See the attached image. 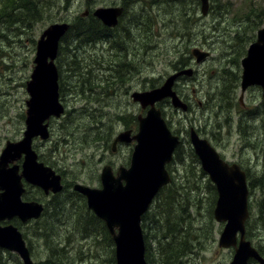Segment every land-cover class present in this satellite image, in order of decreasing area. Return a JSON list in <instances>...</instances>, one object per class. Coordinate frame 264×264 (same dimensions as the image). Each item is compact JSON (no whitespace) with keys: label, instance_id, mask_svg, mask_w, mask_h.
<instances>
[{"label":"rangeland","instance_id":"1","mask_svg":"<svg viewBox=\"0 0 264 264\" xmlns=\"http://www.w3.org/2000/svg\"><path fill=\"white\" fill-rule=\"evenodd\" d=\"M40 5L30 19L9 24L0 17V151L6 140L22 136L25 124L20 114H25L29 96L26 81L34 65L36 41L47 26L70 23L88 6H123L125 14L119 27L130 38L124 45L128 53L132 52L125 57L126 65L120 72L122 81L114 79L116 82L110 85L104 83L108 72L102 66L104 55L108 56L102 39L92 44L73 40L68 45L71 55L67 60L76 58L80 68L68 69L65 61L57 66L59 88L71 87L69 91L59 90L60 102L72 112L61 120L50 118L49 139L41 145V140L35 139L33 147L45 163L60 170L65 187L55 196H44V215L20 228L35 264L49 256L50 244L64 248L61 264H115L105 261L104 243L95 240L92 232L83 233L84 220L76 221L90 217L84 198L70 185L80 182L99 187L100 170L106 161L113 160L115 168L129 164L133 145H119L115 154L110 153V145L115 134L133 127V119L144 111L130 94L161 85L179 66L194 69L192 77L178 80L176 85L191 108L182 112L165 102L160 104L169 127L183 137L177 150L181 159L173 158L167 165L172 180L180 185H172L170 192L176 205L163 218H176L171 224L170 245L181 246V255L187 258L183 264H229L234 250L217 244L223 222L207 214L213 192L210 195L209 178L190 154L191 145L184 131L191 126L197 129L224 159L240 164L248 174L264 173V99L260 87L248 88L242 105L238 101L240 60L254 41L257 29L264 25V0H209L204 15L199 0H41ZM250 9L259 16L251 22L244 16ZM193 47L207 51L209 56L196 62L190 52ZM81 72L88 81H80ZM256 112L260 115L254 117ZM248 190L245 238L264 258V200L260 199L257 205L254 192L259 196L261 191L249 184ZM168 193L162 191L155 199ZM151 210H157V203ZM147 218L156 217L150 212ZM152 230L160 235L157 227ZM183 238L187 245L182 244ZM151 245L153 248V240ZM151 245L147 242L151 251L147 262L157 264L161 254L157 256ZM196 245L203 247L201 257L196 254ZM192 248L193 253L188 252ZM0 256L2 264H22L18 255L7 249L0 250ZM249 264L257 262L250 260Z\"/></svg>","mask_w":264,"mask_h":264},{"label":"water","instance_id":"2","mask_svg":"<svg viewBox=\"0 0 264 264\" xmlns=\"http://www.w3.org/2000/svg\"><path fill=\"white\" fill-rule=\"evenodd\" d=\"M200 11L205 14L208 0H200ZM122 7H97L92 14L106 26H114ZM85 10L81 15H86ZM67 22L52 23L39 35L30 79L26 82L29 98L25 101V129L22 138L7 140L0 152V220L17 216L22 221L37 219L42 205L36 201H22V181L41 187L45 193H57L62 189L61 176L51 167L37 160L32 148V139L49 135L47 120L59 117L64 108L58 100V73L54 64L58 44L68 29ZM196 61L204 59L208 52L192 50ZM241 92L250 85L261 88L264 98V26L257 30L256 39L249 44L241 59ZM190 76L191 68L169 75L164 82L146 91H134L132 100L145 109L138 115L137 132H121L114 143L134 141L130 164L120 167L114 174L110 166L100 173V188L75 183L73 190L84 195L86 204L93 214L104 222L114 245L115 264H147L141 228V216L148 208L159 188L170 181L165 164L172 159L178 145V137L167 128L165 120L155 103L163 97L171 99L176 108L186 110L184 104L172 90L176 77ZM189 141L201 168L214 184L217 198L213 208L216 221L224 222L218 237V246L234 247L229 264H248V260L264 264V258L245 239V222L248 218V188L246 173L236 162L224 160L208 140L191 128ZM23 156L21 172L16 164ZM0 247L18 255L22 264H34L30 251L20 231L13 225L0 226ZM1 264V263H0Z\"/></svg>","mask_w":264,"mask_h":264},{"label":"trees","instance_id":"3","mask_svg":"<svg viewBox=\"0 0 264 264\" xmlns=\"http://www.w3.org/2000/svg\"><path fill=\"white\" fill-rule=\"evenodd\" d=\"M0 4H1L0 17L6 20L7 23L12 24V23H15V20L20 21L25 18L27 19L32 18L33 14L37 12L39 6L41 7L40 5L41 0H0ZM257 15L258 14L256 13V11L252 9H250L247 12H244V16L249 22L255 21L256 18H259V16ZM119 22H121V19L119 20ZM104 32L105 31H104L103 26L101 25V22L95 17L91 15H88L86 17L78 15L72 22H70L68 30L65 32V34L60 39L58 52H57V59H56L57 66L58 64L63 65V61H65L68 65V69H72L71 67L73 68L76 67L77 69H79L80 67L76 66V58H71L69 59L70 61L67 60V58H69V56L71 55V53L69 55L70 49L68 45L73 44V40L75 39H80V40L89 42L90 44L94 42L98 43L99 40L101 39L102 41L104 40V36H103ZM124 65H126L125 62H124ZM79 74H80V81L82 82L88 81L85 73L81 72ZM223 81H226V78H224ZM106 85H110L109 82ZM69 89H71V87L60 86L59 88V90H63V91H69ZM81 91L83 90L81 89ZM259 115L260 113L256 112L254 114V117L259 116ZM20 117L23 118L24 114H20ZM71 119L73 120L74 117H72ZM177 150L175 151L176 154L174 158L181 159L180 150L178 152ZM190 154L193 160L197 162L198 161L197 157L194 155L191 147H190ZM201 173L203 174V172ZM246 175H247L249 187L254 188L257 191L258 190L261 191L259 196L257 195V192H254L256 196L255 202L257 205H260V199L264 200V173L260 174L259 176H252L248 174V172L246 171ZM175 183L176 182L172 180V182L169 185L163 187L160 192L168 191L169 193L163 195L162 197L156 198L154 203H157V210L151 211V216L156 217V218H147V215L144 218H142V229H143L144 241H145L146 246H147V242L149 245H151V241L153 240L154 245H153V248L151 245V249L157 250V253H156L157 256L161 254L160 258L157 260V264H183L187 260V258H184L181 255V252H180L181 246L179 245L171 246L170 245V241H172L171 238L173 237V232L171 230V224H172V221L175 223L176 218H172V217L163 218L167 215H170L169 209L171 207L175 208L174 205H176V202L174 203V197L173 195L170 194V192L173 191L172 185L175 187ZM176 184H177L176 188L180 187L178 183ZM207 185L209 189L211 190L210 195L213 192V199H211V202L208 205V209H207V214L210 217H212L211 212L213 209L214 200L216 198V190H215L214 185H212L209 182V179L207 180ZM175 196L177 199H179L176 194ZM182 196H183V191H182L181 197ZM90 216L92 218H77L76 221L79 222L81 220H84L83 225H82L83 233L85 234V232L87 233L92 232L95 237V240L101 243H104L102 250L106 249L105 261L114 262L113 242L111 240L109 233L107 232L101 220H99L98 218H95L92 214H90ZM83 226L87 228L88 231L85 230ZM153 227H157L159 229L160 231L159 236L155 235L156 233L153 230L152 232H150V229H153ZM46 236L47 234H45V237ZM182 244L187 245L186 238L182 239ZM48 248L50 249L49 256L44 261H41L40 264H61L60 260H61L62 254L64 253V248L55 247L54 245H51V244L48 245ZM194 248L190 249L188 252L192 253ZM148 254H151V251L148 250L146 247L145 255H146V260L149 262L151 257L149 258Z\"/></svg>","mask_w":264,"mask_h":264},{"label":"flooded vegetation","instance_id":"4","mask_svg":"<svg viewBox=\"0 0 264 264\" xmlns=\"http://www.w3.org/2000/svg\"><path fill=\"white\" fill-rule=\"evenodd\" d=\"M122 8H123V12H122V14L120 15V17L118 18V23L115 25V26H113V27H107V26H105V25H103L102 23H101V25L103 26V28H104V42H106V48L105 49H107V56L108 57H106L105 55H104V62H105V64H103V66H102V69H107L106 71L108 72L107 74H104V77H105V79H104V83L105 84H107L108 82H109V84H114V79H116V80H118L119 82H121L122 80H121V78H120V76H122L121 74H120V72H121V69H122V67H123V65H124V62L126 63V61L127 60H125V57H127V55H130V53L132 52H127V48H126V46L124 45V42L126 41V39H130V38H128V36L126 35V33H125V31L124 30H122L120 27H119V20H120V18L122 17V16H124V14H125V8L123 7V6H121ZM93 9L94 8H92L91 6H88L85 10L87 11V14L85 15V17L86 16H88V15H91L92 16V12H93ZM84 10V11H85ZM83 11V12H84ZM120 33V34H119ZM121 39H120V38ZM108 42V43H107ZM193 48H197V49H200V48H198V47H193ZM192 48V49H193ZM192 49H191V51H192ZM190 51V52H191ZM191 55H192V53H191ZM193 56V55H192ZM194 57V56H193ZM195 58V57H194ZM207 58V57H206ZM191 60V59H190ZM115 64V66H113ZM191 67V66H190ZM183 68H185V66H179L178 68H174V69H172V71H171V73L169 74V75H171L172 73H175V72H178V71H180V70H182ZM192 68V67H191ZM114 74H118V75H114ZM193 74H194V69H192V75L191 76H188V75H185V74H181V75H179L178 77H176V79H175V81H174V83H173V85H172V89L175 91V93L178 95V97L181 99V101L184 103V104H186V111H188L190 108H191V106H190V104L187 102V101H185L182 97H181V95L177 92V90H176V85H177V82H178V80H186L185 78H190V77H192L193 76ZM250 87H252V86H249L248 88H250ZM247 88V89H248ZM246 89V90H247ZM246 92V91H245ZM244 92V93H245ZM244 95V94H243ZM60 97V96H59ZM262 98V97H261ZM242 99H243V96L242 97H239L238 96V101H239V103L242 105V103H241V101H242ZM59 100H60V98H59ZM162 102H165L166 104H169V105H171V102H170V99L169 98H167V97H163L162 99H160V100H158L156 103H155V106L157 107V108H159L160 109V111H161V115H162V117H163V110L161 109V107H160V104L162 103ZM63 106V105H62ZM63 108H64V111L61 113V115L59 116V117H57L58 118V120H61V119H63L64 117H66V116H68L71 112H72V110L69 108V107H65V106H63ZM173 108V107H172ZM143 109V108H142ZM175 109V108H174ZM144 111H143V113L142 114H144L145 113V111H146V108L145 109H143ZM185 111V112H186ZM139 115H141V113L139 114ZM53 116H50L47 120H45L44 122H47V124H48V126H47V129H48V132H49V135H48V137L46 138V139H42L41 137H40V145L44 142V141H46V140H48L49 139V137H50V134H51V128H50V126H49V120H50V118H52ZM163 119L165 120V118L163 117ZM135 120H136V122H135ZM132 123H134V126L133 127H131V128H126V129H124V130H120L119 132H117L116 134H115V136L113 137V140H112V142H111V145H110V153L111 154H115V152L118 150V146L119 145H123V144H129V143H124V142H120V141H117V142H115L114 143V140L116 139V137L121 133V132H125V131H129L130 133H129V136H131V135H134L136 132H137V127H138V123H137V117L136 118H134L133 119V121H132ZM165 123H166V125H167V128L170 130V132L173 134V135H176L177 137H178V145L176 146V148H175V151L178 149V148H180V146L182 145V142H183V137H182V135H180V134H178L177 132H178V130H172L170 127H169V124L166 122V120H165ZM191 128H193L197 133H198V135L199 136H201L200 135V133L198 132V130L197 129H195L194 127H189V130H185L184 132H185V134L187 135V140H189V131H190V129ZM201 137H203V136H201ZM35 139H39V138H34L33 139V142H34V140ZM210 142V141H209ZM132 145L134 144V142L133 141H131L130 142ZM180 143V144H179ZM211 143V142H210ZM212 145V144H211ZM213 146V145H212ZM108 147V146H107ZM214 147V146H213ZM215 148V147H214ZM216 149V148H215ZM222 156V155H221ZM37 160L38 161H40L41 163H43L44 165H46V166H49V167H51L56 173H58V174H60L61 175V178L63 179V175H62V173L60 172V170L59 169H57V168H53L51 165H49V164H47V163H45L44 162V160H43V158H42V155L40 154V156H38L37 155ZM22 161H23V156H21L19 159H17L16 161H14L13 163H10L9 164V166H12L13 164H16L18 167H19V173L21 172V164H22ZM104 166H110V168L112 169V171H113V173L115 174L116 173V170L118 169V167L117 168H115L114 167V163H113V160L112 161H106L105 163H104V165L102 166V168L104 167ZM120 166H122V165H120ZM126 167V166H125ZM101 168V169H102ZM100 172H101V170H100ZM99 177H100V174H99ZM21 181H22V188H23V192H22V195H21V199H22V201H37L38 203H41L42 205H43V209H42V211H41V214H40V218L44 215V211H45V205H44V202H43V198H44V196H48V195H54V193H50V192H48V193H45L44 192V190L40 187H37V186H34V185H32V184H30V183H28L27 181H25L24 179H21ZM98 183H99V186H100V178L98 179ZM62 183H63V187H65V183L62 181ZM84 184V183H83ZM85 185H87V184H85ZM90 186V185H89ZM32 189H35V192H37V194H36V196H35V194H33V193H31L32 191H34V190H32ZM67 189H70V187H67ZM73 191V190H72ZM74 192V191H73ZM76 193V192H75ZM57 194V193H56ZM77 195H79V196H81L80 194H78V193H76ZM55 196V195H54ZM54 198V197H53ZM52 198V199H53ZM86 210L88 211L87 213H88V215H89V217L90 218H92L91 216H90V211L87 209V207H86ZM39 219V218H38ZM30 221H34V220H27V221H22L20 218H18L17 216H14L13 218H10V219H2V220H0V226H6V225H13V226H15L19 231H20V233L22 234V237H23V232L21 231V229L20 228H22L23 227V225L24 224H26L27 225V223H30ZM26 241V240H25ZM26 244H27V242H26ZM0 250H3V249H1L0 248ZM196 252H197V254H198V256L199 257H201V255H202V253H203V248H202V246H200V245H197V248H196ZM0 262H1V256H0ZM2 263V262H1Z\"/></svg>","mask_w":264,"mask_h":264},{"label":"bare ground","instance_id":"5","mask_svg":"<svg viewBox=\"0 0 264 264\" xmlns=\"http://www.w3.org/2000/svg\"><path fill=\"white\" fill-rule=\"evenodd\" d=\"M184 21V20H183ZM104 41V40H103ZM93 42V41H92ZM105 58V57H104ZM180 60V59H179ZM181 62V61H180ZM75 183H80V182H75ZM75 183H73V184H71L70 185V187H71V189L73 190V185L75 184ZM83 184V183H82Z\"/></svg>","mask_w":264,"mask_h":264}]
</instances>
